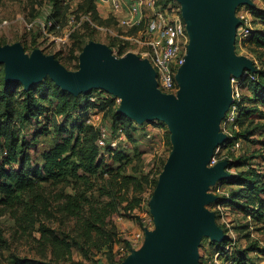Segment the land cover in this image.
<instances>
[{
    "label": "water",
    "instance_id": "1",
    "mask_svg": "<svg viewBox=\"0 0 264 264\" xmlns=\"http://www.w3.org/2000/svg\"><path fill=\"white\" fill-rule=\"evenodd\" d=\"M190 37L184 64L176 74L177 95L163 93L148 59L132 52L122 57L105 44L90 42L80 69L67 70L54 55L20 44L0 45L6 79L27 90L51 78L74 95L96 89L121 98L119 112L139 124L161 120L172 132L173 151L151 201L157 231L145 249L123 264H200L199 242L227 238L204 205L218 196L208 190L231 177L227 161L209 166L215 148L228 141L221 122L234 103L232 78L246 79L255 62L236 52V10L253 0H176Z\"/></svg>",
    "mask_w": 264,
    "mask_h": 264
},
{
    "label": "trees",
    "instance_id": "2",
    "mask_svg": "<svg viewBox=\"0 0 264 264\" xmlns=\"http://www.w3.org/2000/svg\"><path fill=\"white\" fill-rule=\"evenodd\" d=\"M7 1L12 0H0V7ZM94 3L95 0H88L86 12L83 13L90 15L93 22L95 20L91 10L95 9ZM53 5L52 18L55 23L65 24L66 15L61 18L56 10L57 5ZM248 10L254 19L251 20L250 36L243 48L248 51H252V47L264 49V28L260 27L264 26V11L256 4L248 7ZM84 25L89 24L85 23L83 27ZM109 47L114 49L113 45ZM119 49V54L122 55L124 50L122 47ZM250 53L252 56L255 54ZM255 56L253 60L256 70L242 83L245 89L252 90V95L248 99L243 96L237 121L239 126L237 139L246 137V133L242 131L246 118L253 117L259 112L258 109H249V103L256 100L264 107V69H260L261 64L264 67V59ZM0 74H3V71H0ZM7 87L6 84L5 90ZM24 94L26 98L23 121L37 122L44 111L43 103L53 105L55 101V114L67 116L72 113L75 124L69 129L59 127L56 132L59 140L38 157L37 147L30 146L25 139H21L22 129L17 125L15 92L7 94L6 91H0V149L4 152L0 157V206L17 222L25 223V230L37 228L39 216L50 213V207H55L62 218L72 220L74 227L73 234L69 237L52 227L41 225L37 229L41 234L39 241L42 246L46 244L50 247L52 261L46 263L38 259L16 257L14 264H83L74 261V248L84 256L106 249L112 253L121 239L118 227L111 218L118 214L120 209L132 213L141 207L144 202V184L147 181L146 177L125 174L123 165L117 169L105 165L97 146L98 132L87 124L92 112L105 114V111L116 103V99L107 93L106 96L98 97L94 91L74 95L61 89L49 77ZM101 99L103 103L98 102ZM115 117L122 121L124 125L121 126L129 136L128 125L132 124V121L120 113H116ZM117 127L113 125L114 130H118ZM43 135L45 132L34 130L30 137L31 144ZM107 151L110 152L109 149ZM114 153V163H124L127 159L122 151ZM247 161L234 159L229 163L231 169L238 168L240 172L231 174L230 178L221 183L229 187V193L218 194L217 204L249 212V216L259 222L264 220V183L262 182V186L259 185L258 176L251 170ZM67 186H72L74 194L65 192ZM235 186L239 188L237 192L234 190ZM57 188L60 189L55 192ZM92 191L107 197L108 200L94 199L93 195H89ZM26 197L32 199L31 204L25 200ZM21 206H24L25 210L23 215L19 216ZM214 247L215 252L229 256L233 264H250L236 253L230 254L225 241L215 244Z\"/></svg>",
    "mask_w": 264,
    "mask_h": 264
},
{
    "label": "rangeland",
    "instance_id": "3",
    "mask_svg": "<svg viewBox=\"0 0 264 264\" xmlns=\"http://www.w3.org/2000/svg\"><path fill=\"white\" fill-rule=\"evenodd\" d=\"M87 1L88 0H12L5 2L0 7V22L8 20L11 24L7 28L0 29V45L20 44L28 54H32L36 47L41 45L46 55H54L67 70L74 72L80 69V56L90 42H98L108 46L113 45L114 48L122 47L124 53L132 52L140 57V53L147 50L146 47H141L130 40L113 35L111 31L116 32L118 35H124L125 37L131 36L132 34L137 35L138 32L146 29H153L154 32H157V35L159 34V31H157L158 25L156 16L147 6L142 9L143 22L139 27H123L121 25L123 18L117 14L115 10L122 9V13L127 17L130 14L128 5H122L123 7L121 6L119 9L113 7L114 11L103 9L102 6L99 9L98 5H100V3L97 2V0H95L96 3H94L96 12L94 13V8L91 12L95 22L103 30L84 25V27L82 26L74 33L69 44L61 49L49 47V45L45 43L41 44L43 40L41 39L38 29L36 28L28 31L21 24L20 18H24L30 22L36 18L44 17L52 13L54 10L53 4L57 5L56 10L61 18L66 15V20L70 19L72 16H75L76 19L79 20L82 15H84L83 13L86 12ZM254 3L261 11H264V0H254ZM157 6H172L175 12L183 19L182 5L176 0H157ZM245 9L246 8H243V6L238 7L236 14L243 13ZM248 14L250 20L254 19L253 14L249 12ZM260 19L262 21L261 17ZM260 27L264 28L263 25ZM251 49L252 51H249L253 52V54L255 53L253 55L254 57L248 49L236 48V52L239 56H248L252 60L255 59V55L264 59V49L256 47H252ZM257 64L260 65V62ZM260 66V69L263 70V65L261 64ZM0 71H3V74H0V91H6L7 94H13V92H15V105L18 110L17 125L22 129L21 139H25L30 146L35 145L38 150L37 156L39 157L40 153L47 150L59 140L56 135L59 127H67L69 129L74 126L75 121L72 118L73 115L72 113L67 116L56 115L54 107L56 102L53 101V105L44 102V111L39 116L37 122L27 123V121H23L22 117L25 110L24 99L26 98L24 92L29 90H27L22 83L14 81L8 82L4 65L0 66ZM44 80L45 78L42 82ZM6 84L8 86L7 90H5ZM179 88L177 83V90L172 94L177 95ZM100 91V89L94 90L98 97H101V95L106 96L105 93L107 92L101 91V93ZM251 91L252 90L244 89L242 93L248 99L251 98ZM109 95L116 99V103L112 108H108L105 114L101 113V117L102 123L114 131L113 125H117V129L121 128V125H124L122 121L115 117L116 113H120L121 98L119 96ZM98 102L103 103V100H98ZM249 109H258L259 112L253 117L246 118L244 130H242L243 133H246V137L245 139H241L242 146L232 154V157L235 160L239 159V161L241 159L248 160L249 162H247L252 168L251 170L255 171L258 176L259 185L262 186V182L264 183V178L262 179V176L264 177V107L260 106L259 103L254 100L251 104L249 103ZM131 121L132 124L128 125V122L125 124L126 126L128 125L129 128V136L125 133L126 138L119 144L120 149L116 150L122 151L123 155L126 156L127 159L124 160V163L113 162L115 151L109 150L110 152H108V149L104 151L101 149L99 150L102 159L104 158L105 165H111L115 169L123 165L125 174L147 178L144 184V202L140 208L132 213L120 209V212L111 218L112 222L118 227L121 239L120 243L115 245L112 253L106 249L101 252H95L92 255L89 254L84 256L77 248H74L73 258L76 263L123 264L127 262L128 259H131L135 253L142 252L149 242L150 236L157 231L151 201L158 185L156 182H159L160 175L173 151L174 144L172 141V132L168 124L161 120H154L143 124H139L133 120ZM38 129L39 131L45 132V135L39 137L34 144H31L30 137L34 133V130ZM116 135V131H114L112 138ZM3 154L4 152L0 149V157ZM33 161H35V159ZM231 171L232 173L240 172L238 168L232 169ZM222 188L224 194L229 193V187L222 186ZM58 189L60 188L54 191L56 192ZM214 189L216 188L211 187L208 193L215 195ZM234 190L237 192L239 188L235 186ZM65 192L74 194L72 186H67ZM48 193H50V191L47 192V196ZM89 195H93V198L97 200H108L107 197L100 196L96 191H92ZM25 200L30 204L32 203V199L29 197H26ZM204 207L215 215L217 225L220 226L226 234L227 238L224 239V241L226 242V248L229 250L230 254L236 253L238 257H241V259L250 264H264V220L258 222L249 216V212L243 210L239 211L226 205H218L217 200L204 205ZM24 210V206H21L18 215L22 216ZM49 210L50 213L39 216L37 228H27L28 230H25V223L22 224L20 221L17 222L9 212H5L0 206V264H14L16 257L38 259L46 263L52 261L51 249L46 244L42 246L39 241L41 234L37 229H39L41 225H45L58 230L63 235L71 237L74 223L72 220L62 218L61 215L57 213L55 207H50ZM215 244H219V242H213L212 238L209 236H203L201 238L198 247L200 264L212 259L216 253Z\"/></svg>",
    "mask_w": 264,
    "mask_h": 264
},
{
    "label": "built area",
    "instance_id": "4",
    "mask_svg": "<svg viewBox=\"0 0 264 264\" xmlns=\"http://www.w3.org/2000/svg\"><path fill=\"white\" fill-rule=\"evenodd\" d=\"M124 1V0H123ZM97 0L102 4H109L116 9L121 8L122 5H128L131 17L122 19V26H138L143 22L142 9L147 6L150 8L157 19L158 31L154 32L153 29H146L138 32V34H132L131 36H124L112 32L113 35L125 38L140 45L146 47L147 50L140 53L143 59H148L154 67L157 74L158 87L163 93L172 94L177 90L176 74L179 68L184 64L185 58L188 52V45L190 37L186 29L184 20L175 12L172 6L159 7L157 6V0ZM254 2V0H253ZM123 7V6H122ZM243 13L237 14L241 22V26L237 29L236 35V48L243 49L248 37L250 36L251 20L249 18L250 11L247 6ZM248 11V12H247ZM21 24L28 31L38 29L41 39V44H48L49 47H56L61 49L69 44L73 34L83 26L84 23H88L91 27L98 30H103L95 22L92 21L90 15H82L78 20L75 16L67 19L65 24L55 23L52 18V13L47 14L44 17H39L33 21L28 22L24 18H20ZM11 24L8 20L0 22V29L7 28ZM40 39V38H39ZM43 50L41 45L36 47ZM113 54L117 57H122L125 54L120 55V49H112ZM252 72L248 73L247 78ZM246 78V79H247ZM246 79L232 78L231 85L233 90L234 103L231 105L224 119L221 122V131L228 136V141L215 148L213 157L209 166H215L222 161L231 163L234 158L232 154L239 150L242 146L241 139L236 138V133L239 131L237 124L240 105L243 101V90L245 89L242 83ZM87 124L93 126L98 132L97 146L101 150L109 149L110 151H116L119 148V144L126 138V134L123 128L116 130V136L112 138L114 131L108 128L102 123L101 113L92 112L87 120ZM230 165V164H229ZM231 167V166H230ZM228 168V173H232V169ZM223 182V181H222ZM222 182L217 183L214 188L215 195H223ZM203 264H233L229 260V256L223 253L216 252L212 259H209Z\"/></svg>",
    "mask_w": 264,
    "mask_h": 264
},
{
    "label": "crops",
    "instance_id": "5",
    "mask_svg": "<svg viewBox=\"0 0 264 264\" xmlns=\"http://www.w3.org/2000/svg\"><path fill=\"white\" fill-rule=\"evenodd\" d=\"M101 6L103 7V9H109V10L114 11L113 6L109 5L108 3L107 4L100 3V5H98V8L100 9ZM115 12H117V14H119L123 19H127V18L131 17V14H129L127 17H125V15L122 13V9L121 10L120 9L119 10H115ZM158 30L159 29H157V31Z\"/></svg>",
    "mask_w": 264,
    "mask_h": 264
}]
</instances>
